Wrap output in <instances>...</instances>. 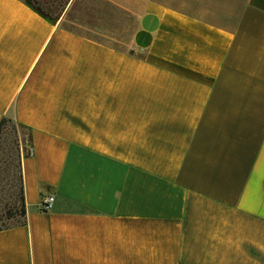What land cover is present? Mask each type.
<instances>
[{"label": "crops", "instance_id": "crops-1", "mask_svg": "<svg viewBox=\"0 0 264 264\" xmlns=\"http://www.w3.org/2000/svg\"><path fill=\"white\" fill-rule=\"evenodd\" d=\"M73 2L0 0V120L31 150L0 264H264V0H142L126 49Z\"/></svg>", "mask_w": 264, "mask_h": 264}, {"label": "rangeland", "instance_id": "rangeland-1", "mask_svg": "<svg viewBox=\"0 0 264 264\" xmlns=\"http://www.w3.org/2000/svg\"><path fill=\"white\" fill-rule=\"evenodd\" d=\"M58 1L60 0H47L45 8L54 9ZM141 2L142 0H74L70 15L74 22L69 21L66 26L89 38L126 49L130 46L136 29V15L140 11ZM50 15L55 16V13ZM129 52L134 53L132 50ZM29 149L28 142L24 141L21 134L18 139L10 129L3 131L0 136V226L14 225L20 220L17 215L12 220H7L4 216L9 209L12 210L18 199V161Z\"/></svg>", "mask_w": 264, "mask_h": 264}, {"label": "trees", "instance_id": "trees-1", "mask_svg": "<svg viewBox=\"0 0 264 264\" xmlns=\"http://www.w3.org/2000/svg\"><path fill=\"white\" fill-rule=\"evenodd\" d=\"M28 7H30L33 11L38 13L44 19L49 21L52 24H55L61 17L68 5L72 0H60L58 1L57 7L54 6V9L51 7L45 8V5L48 4L47 0H20ZM57 12V13H56ZM55 13V16H51L50 14ZM6 129H10L19 139V134L23 137L24 141H27L30 146V131L28 128L24 127L21 124H18L11 119L6 117H2L0 120V136L2 135L3 131ZM28 151H26L21 157L19 158V172H20V162L22 157H27ZM13 213H12V212ZM15 215L19 216L20 220H18L14 225H2L0 226V231L11 228L16 225H20L24 223L25 217V205H24V197H23V188H22V181H21V174H20V188L18 199L14 203L12 210H8L5 214V218L7 220L14 219Z\"/></svg>", "mask_w": 264, "mask_h": 264}, {"label": "built area", "instance_id": "built-area-1", "mask_svg": "<svg viewBox=\"0 0 264 264\" xmlns=\"http://www.w3.org/2000/svg\"><path fill=\"white\" fill-rule=\"evenodd\" d=\"M28 154H31L30 149L28 151ZM52 203H53V196L48 195V196L42 197L40 205H39L40 211H43V212L48 211L50 209Z\"/></svg>", "mask_w": 264, "mask_h": 264}]
</instances>
